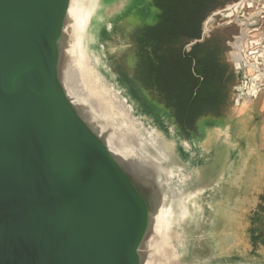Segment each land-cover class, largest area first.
<instances>
[{
  "label": "water",
  "instance_id": "1",
  "mask_svg": "<svg viewBox=\"0 0 264 264\" xmlns=\"http://www.w3.org/2000/svg\"><path fill=\"white\" fill-rule=\"evenodd\" d=\"M251 1L226 4L203 21L204 32L215 20L219 28H247L231 55L237 113L264 84L257 38L264 0ZM136 5L0 0V264H187L170 257L169 241L185 245L178 228L194 219L196 199L237 170L236 115L223 128L204 126L198 157L149 109L133 105L132 87L130 96L120 87L102 50ZM80 55L88 68L79 67Z\"/></svg>",
  "mask_w": 264,
  "mask_h": 264
},
{
  "label": "rangeland",
  "instance_id": "2",
  "mask_svg": "<svg viewBox=\"0 0 264 264\" xmlns=\"http://www.w3.org/2000/svg\"><path fill=\"white\" fill-rule=\"evenodd\" d=\"M165 1L138 0V5L133 11L126 14L106 38L102 52L104 60H108L113 71L120 76L123 84L120 87L124 89L125 94L129 95L126 91L128 87L134 89L138 101H133V105L135 107L143 105L149 109L152 118L159 122L162 129H168L170 137L183 150L197 156L198 152L194 149L203 142L204 126L223 128L231 115L239 114L233 107L235 96L233 87L237 84V79L227 48L229 31L218 32L216 35L210 33V30L204 32L203 21L213 10L201 22L200 37L207 41L195 54L198 58L206 53L210 55L214 53L218 57L220 65L217 70L221 72V76L213 80V92L219 97L218 99L211 97L210 102L201 103L195 109L197 111L187 119V113L183 111L184 101L174 93L175 91L171 93L160 90V85H166L154 72L156 63L153 47L148 43L156 28L162 23L163 16L165 17L168 8L165 7ZM222 1L227 2L214 0V4L218 6L227 4H222ZM190 40L177 38L175 42L183 51L188 52L192 51L193 45L197 43L196 40ZM154 42L152 40V43ZM162 53L165 52L160 49L157 54L161 56ZM235 57L237 59V56ZM164 63H167L166 59ZM183 71L184 67L179 66L177 72ZM113 78L114 76L111 77ZM124 82L127 85H124ZM145 120L153 123L149 117ZM237 120H240L239 124L246 125V120L242 117ZM238 129V132L242 130L239 127ZM244 135H240L243 138L238 139L242 153L235 156L238 157L237 170L233 175L222 178L220 184L209 193L196 199L197 211L194 213V219L192 220L191 216L182 229L178 228L184 235L185 245L182 246L175 239L169 241V255L173 259L180 262L183 260L187 264L198 261H203L204 264L211 261L229 263L234 258L239 261L232 262L238 264L244 259L264 262V175L261 171L253 172V169L251 171L247 168L249 163L253 164V167L261 164L263 159L262 156L259 158L257 153H252L253 150L250 148L253 147V143L247 133ZM223 140L224 138L217 139L214 145L216 147L221 145ZM201 156L198 154V157ZM218 219H222L223 222L215 229Z\"/></svg>",
  "mask_w": 264,
  "mask_h": 264
},
{
  "label": "trees",
  "instance_id": "3",
  "mask_svg": "<svg viewBox=\"0 0 264 264\" xmlns=\"http://www.w3.org/2000/svg\"><path fill=\"white\" fill-rule=\"evenodd\" d=\"M221 3L224 4L225 1ZM217 6L214 0H166L165 7L168 8L165 17L163 16L164 19L156 28L151 41H148L154 52V72L166 85H160V90L171 93L175 91L184 101L182 105L187 119H190L201 103H208L213 97H219L213 92V80L221 76V72L217 70L220 65L218 57L214 53H206L198 58L195 54L207 41L200 37L201 22ZM177 38L196 40L197 43L193 45L192 51L186 52L175 42ZM152 40L155 42L152 43ZM216 43L219 44L218 41ZM160 49L165 53L158 56ZM165 59L167 63H164ZM179 66L184 67L181 73L177 72Z\"/></svg>",
  "mask_w": 264,
  "mask_h": 264
},
{
  "label": "crops",
  "instance_id": "4",
  "mask_svg": "<svg viewBox=\"0 0 264 264\" xmlns=\"http://www.w3.org/2000/svg\"><path fill=\"white\" fill-rule=\"evenodd\" d=\"M235 1L237 0H230V1L227 0V2L225 1L224 4L233 3ZM251 2H253L257 6V4L262 3V0H252ZM222 6H217L213 8L212 10L220 8ZM246 11L250 12L251 13L250 15L258 14L257 9H254V10L246 9ZM216 22L217 21L211 24L210 33H214L216 35L218 32H225V31L228 32L229 31V42L227 44L228 46L227 48L229 51V55H234L237 50L236 45H237L238 40L246 39L245 33L247 32V28L242 27V25L239 22H234L228 26L219 28L216 26ZM263 33H264V19L261 20L259 31L257 34V38L260 40V47H262L264 51V34ZM263 57H264V54H263ZM237 60H238V57H237ZM262 62H264V58H262ZM260 70L264 71V64L263 66H260ZM238 111H239V114L235 116L233 124L234 125L237 124V129L238 127L239 128L241 127L242 130L238 132L237 137L241 139L243 138L242 136H245L244 134L247 133L248 138L253 143L252 144L253 147H251L250 150L252 149L253 150L252 153H257L258 157L261 158L260 156H262V159H263L261 164L259 165L257 164L256 166L253 167V164L249 163L248 164L249 166L247 165V168L250 170L253 169V172L258 171L259 173V171H261V173L264 175V84L258 91L256 98L251 100V102L249 103L248 102L243 103L242 106H240ZM240 117L246 120L245 126L239 124L240 120H237V119H239ZM243 146H244V142H243Z\"/></svg>",
  "mask_w": 264,
  "mask_h": 264
},
{
  "label": "bare ground",
  "instance_id": "5",
  "mask_svg": "<svg viewBox=\"0 0 264 264\" xmlns=\"http://www.w3.org/2000/svg\"><path fill=\"white\" fill-rule=\"evenodd\" d=\"M78 65L79 67H85V68H88L89 67V63L87 62V60L84 59V57H82V55H80V58H78ZM114 97H116L117 101L119 102V104L121 105L122 109L125 111V113L127 115H130L129 112H130V109L123 104V102L117 97L116 93H113ZM151 135V134H150ZM151 139L153 141H155V137L151 136ZM134 152H138L139 149H136V150H133ZM186 213V209H183V211L181 212V216L183 217ZM168 224V220L166 217H163V220H162V227L164 229V227H166Z\"/></svg>",
  "mask_w": 264,
  "mask_h": 264
}]
</instances>
